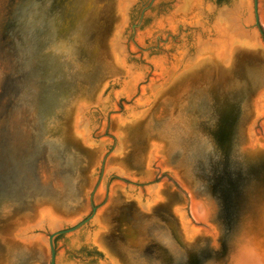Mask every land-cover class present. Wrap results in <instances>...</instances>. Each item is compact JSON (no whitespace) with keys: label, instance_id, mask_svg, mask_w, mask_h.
<instances>
[{"label":"water","instance_id":"95a60500","mask_svg":"<svg viewBox=\"0 0 264 264\" xmlns=\"http://www.w3.org/2000/svg\"><path fill=\"white\" fill-rule=\"evenodd\" d=\"M257 259L264 0H0V264Z\"/></svg>","mask_w":264,"mask_h":264},{"label":"clouds","instance_id":"9594fccd","mask_svg":"<svg viewBox=\"0 0 264 264\" xmlns=\"http://www.w3.org/2000/svg\"><path fill=\"white\" fill-rule=\"evenodd\" d=\"M257 200H259V198H254L253 199V202H255V201H257ZM258 255V254H257ZM256 264H259V260L257 259V261H256Z\"/></svg>","mask_w":264,"mask_h":264},{"label":"flooded vegetation","instance_id":"af4514ba","mask_svg":"<svg viewBox=\"0 0 264 264\" xmlns=\"http://www.w3.org/2000/svg\"><path fill=\"white\" fill-rule=\"evenodd\" d=\"M144 7H145V6H144ZM144 7H143V8H144ZM63 235H64V234H63ZM60 236H61V235H60Z\"/></svg>","mask_w":264,"mask_h":264}]
</instances>
